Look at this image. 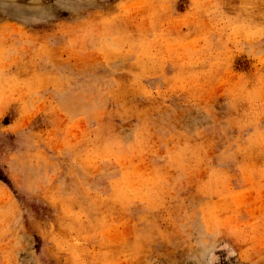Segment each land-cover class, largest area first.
Returning <instances> with one entry per match:
<instances>
[{
    "label": "rangeland",
    "instance_id": "1",
    "mask_svg": "<svg viewBox=\"0 0 264 264\" xmlns=\"http://www.w3.org/2000/svg\"><path fill=\"white\" fill-rule=\"evenodd\" d=\"M0 264H264V0H0Z\"/></svg>",
    "mask_w": 264,
    "mask_h": 264
}]
</instances>
